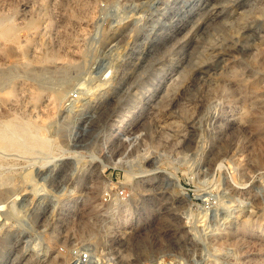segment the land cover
<instances>
[{"label":"rangeland","instance_id":"1","mask_svg":"<svg viewBox=\"0 0 264 264\" xmlns=\"http://www.w3.org/2000/svg\"><path fill=\"white\" fill-rule=\"evenodd\" d=\"M76 2L0 0V264H264V0Z\"/></svg>","mask_w":264,"mask_h":264},{"label":"bare ground","instance_id":"2","mask_svg":"<svg viewBox=\"0 0 264 264\" xmlns=\"http://www.w3.org/2000/svg\"><path fill=\"white\" fill-rule=\"evenodd\" d=\"M89 1H91V0H77V2L75 3V7H89L88 5H89ZM43 4V3H42ZM91 5V4H90ZM83 10V9H82ZM87 12V11H86ZM73 14H75V13H73ZM75 17V16H74ZM8 18V17H7ZM84 18V17H83ZM9 24V23H8ZM8 26V25H7ZM10 27V26H9ZM16 28V27H15ZM20 28V27H19ZM7 29V27H6V19H4V18H2V17H0V30L2 31V30H6ZM17 30V29H16ZM19 30V29H18ZM0 31V32H1ZM16 32H18L19 33V31H15V33ZM14 32H13V34H15ZM21 33V32H20ZM70 34V33H69ZM81 34V33H80ZM17 37V36H16ZM62 38V37H61ZM75 38V37H74ZM65 42V41H64ZM71 42V41H70ZM73 42V41H72ZM50 45V44H49ZM13 104V103H12ZM11 104V105H12Z\"/></svg>","mask_w":264,"mask_h":264},{"label":"built area","instance_id":"3","mask_svg":"<svg viewBox=\"0 0 264 264\" xmlns=\"http://www.w3.org/2000/svg\"><path fill=\"white\" fill-rule=\"evenodd\" d=\"M88 257H89V253L85 252L82 255V260L86 261Z\"/></svg>","mask_w":264,"mask_h":264}]
</instances>
